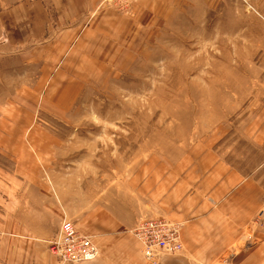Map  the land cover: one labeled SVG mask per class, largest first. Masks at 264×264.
<instances>
[{
    "label": "rangeland",
    "instance_id": "1",
    "mask_svg": "<svg viewBox=\"0 0 264 264\" xmlns=\"http://www.w3.org/2000/svg\"><path fill=\"white\" fill-rule=\"evenodd\" d=\"M18 2L0 0V10ZM106 9L131 22L126 37L114 46L120 54L109 67L110 75L94 61L90 69L75 65L74 75L86 73L80 78L65 75L59 65L44 74L43 65H31L30 55L5 52L0 36V113L6 107L17 109L12 118L28 123L27 129L5 132L10 145L0 146V158L11 161L0 162V176L10 185L13 176L40 179L53 198L58 188L65 206L81 204L82 212L83 206L125 188L137 169L138 176L149 181L170 168L167 164L181 168L176 161L196 142L218 143L239 133L248 137L250 129L244 127L264 113V0H135L125 6L100 0L78 31ZM110 17L114 26L125 27ZM59 37L36 51L53 53ZM79 52H74L76 57ZM5 133L0 130L1 140ZM20 138L23 145H17ZM242 144L252 159L231 156L230 161L264 181V151ZM174 172L183 174L180 169ZM0 196L2 224L8 222V205L7 196ZM172 223L181 237L182 226ZM252 223L244 229L239 247L257 243L253 228L263 226L264 208ZM27 247V242H12L0 226L5 264L17 257L13 250ZM47 248L53 264H66Z\"/></svg>",
    "mask_w": 264,
    "mask_h": 264
},
{
    "label": "crops",
    "instance_id": "2",
    "mask_svg": "<svg viewBox=\"0 0 264 264\" xmlns=\"http://www.w3.org/2000/svg\"><path fill=\"white\" fill-rule=\"evenodd\" d=\"M99 1L20 0L0 10L2 49L30 55L31 65H43L44 74L52 70L50 66L57 68L59 65L65 75L80 78L86 73L74 75L75 65L90 69L94 61L110 75L109 67L116 63L120 54L119 47L115 49L114 46L121 37H126V28L131 22L106 9L90 26L78 31V26L95 11ZM111 15L125 27L114 26ZM115 35H118L117 41L113 40L112 45ZM55 36H60V43L56 50L53 48V53L43 55L36 51L37 47L47 46ZM75 50L82 52L76 57ZM2 112L0 130L3 133L9 129L28 128L26 120L12 118L13 113H18L17 109L6 107ZM258 118L256 123L250 120L249 123H253L250 127H244L250 129L248 137L243 133L241 137L239 133L238 139L228 135L218 143L214 139L211 144L194 143L192 151L186 150L176 161L181 168L167 164L170 166H164L167 171L159 170L158 176L149 181L138 176L141 168L135 170L125 188L104 201L83 206V212L79 208L81 204L65 206L61 198L63 193L58 188L55 191L57 199L53 198L52 190L40 179L29 177L28 181L27 176L22 179L13 176L14 185H10L7 178L0 176V195L7 196L4 204L8 205L4 210L8 222L0 226L8 231L12 242L28 243L26 250H13L17 257L13 256L15 259L7 264H53L47 246L64 220L76 222L79 232L90 236L101 253L98 260L82 264H151L131 233L136 222L144 217L167 219L182 226L184 252L160 256L155 264H264V224L253 228L257 243L239 247L244 229L253 224V218L264 208V181L246 175L230 161L231 156L245 158L247 162L252 159L243 142L264 151V113ZM228 131L234 132L233 128ZM3 138L0 146L10 145L9 135L6 140V133L3 134ZM205 143L207 146L203 148ZM18 144L23 145L21 138L17 139ZM211 147L213 153L208 150ZM10 161L8 156L0 158L2 163ZM150 167L147 171L153 176ZM174 169L183 170V174H175ZM3 255L1 252L0 260L5 264Z\"/></svg>",
    "mask_w": 264,
    "mask_h": 264
},
{
    "label": "built area",
    "instance_id": "3",
    "mask_svg": "<svg viewBox=\"0 0 264 264\" xmlns=\"http://www.w3.org/2000/svg\"><path fill=\"white\" fill-rule=\"evenodd\" d=\"M128 5L135 0H103ZM55 238L48 242L53 255H58L63 263L82 264L93 262L100 256L99 249L90 236L82 235L71 220H64ZM177 224L165 219H141L131 231L142 244V250L150 262H156L157 255L180 252L183 249L182 239Z\"/></svg>",
    "mask_w": 264,
    "mask_h": 264
}]
</instances>
